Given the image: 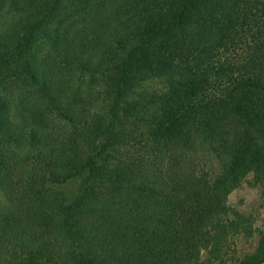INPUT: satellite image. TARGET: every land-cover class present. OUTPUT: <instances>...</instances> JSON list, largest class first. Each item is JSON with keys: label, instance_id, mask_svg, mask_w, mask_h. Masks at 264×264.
Returning <instances> with one entry per match:
<instances>
[{"label": "trees", "instance_id": "obj_1", "mask_svg": "<svg viewBox=\"0 0 264 264\" xmlns=\"http://www.w3.org/2000/svg\"><path fill=\"white\" fill-rule=\"evenodd\" d=\"M10 1L19 16L0 40V186L26 167L14 185L23 214L0 217V264L218 256L239 226L224 219L228 194L249 172L264 182V0ZM42 40L65 64L39 62ZM57 69L87 73L101 109L79 91L67 98ZM8 77L36 90L14 104ZM51 116L71 126L46 132ZM78 178L69 198L60 186ZM263 260L264 236L240 264Z\"/></svg>", "mask_w": 264, "mask_h": 264}, {"label": "rangeland", "instance_id": "obj_2", "mask_svg": "<svg viewBox=\"0 0 264 264\" xmlns=\"http://www.w3.org/2000/svg\"><path fill=\"white\" fill-rule=\"evenodd\" d=\"M18 16L19 13L13 8L10 0H0V40H4L6 35L11 32V29L18 21ZM40 42V46L35 48L40 63H48L52 67L53 62L56 60L65 64L64 59H61L48 41L42 40ZM239 53L241 51L237 50L230 52L227 56L234 58V56L238 57ZM56 74L57 78L62 79L63 83L66 84L65 96L67 98L72 99L74 92L79 91L80 95H84V102L89 104L90 110L101 109L102 102L96 98L99 96L97 94L98 88L91 90V95L87 93L89 90L87 86L89 75L87 73L82 74L80 71H70V74L67 75L65 69L62 72L57 69ZM7 82L14 104H18L23 96L31 95L36 90L17 77H8ZM154 85L155 87L158 86L157 83H154ZM24 99L26 98H23L21 102L24 103ZM51 117L53 121L49 129H46V132L57 133L63 128L68 129L71 126L70 123L57 116ZM14 120L18 125L24 126L22 119L18 115L14 117ZM14 150L19 155L18 159H20L19 157H23L27 152L32 151V147L28 145L27 148L21 150L14 148ZM206 165H208L210 170L218 169L217 160L213 156H209ZM25 167L26 165L22 163L14 171L10 188L0 186V217H12L11 220H13L20 213L21 215L23 214L24 205L21 204L19 198L17 199L19 195L17 193L18 189L16 191L14 185H19V180H22V173ZM81 182L80 178L71 179L60 187L69 198H73L80 190ZM227 206L229 207V213L224 219L229 220V222L239 221V226L230 230L225 240V246L218 256H211L208 249H203L197 264H240L243 260L257 253L261 239L264 236V182H257L254 173L249 172L240 185L228 194Z\"/></svg>", "mask_w": 264, "mask_h": 264}, {"label": "water", "instance_id": "obj_3", "mask_svg": "<svg viewBox=\"0 0 264 264\" xmlns=\"http://www.w3.org/2000/svg\"><path fill=\"white\" fill-rule=\"evenodd\" d=\"M258 264H264V260H263V261H261V262H259Z\"/></svg>", "mask_w": 264, "mask_h": 264}]
</instances>
